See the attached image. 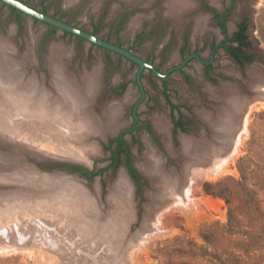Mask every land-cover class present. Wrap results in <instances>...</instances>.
<instances>
[{"label":"rangeland","instance_id":"374dc122","mask_svg":"<svg viewBox=\"0 0 264 264\" xmlns=\"http://www.w3.org/2000/svg\"><path fill=\"white\" fill-rule=\"evenodd\" d=\"M22 1L129 49L161 71L180 67L164 80L145 69L139 83V67L127 58L75 34L61 29L52 31L51 25L0 1V32L11 36L10 54L21 61L24 67H19L26 72L23 78L35 89L26 92L31 108L36 106L33 98L44 95L45 103L50 104L49 112L40 110L44 117L54 115L50 114L54 103L66 110L70 105L67 90L79 91L66 77L85 80L96 69L99 86L93 104L95 111L100 114L103 107L115 101L123 107L120 110L123 124L117 131L88 138V142L95 141L99 146L91 157L78 151L82 143L72 138L68 130L48 139L29 137L26 133L33 140L30 145L14 141L22 152L0 143V155L21 154L20 164L15 167L0 163V176L23 170L24 163L40 173L62 179L72 175L86 185L83 186L90 194H96L97 204L106 215L111 207L110 187L122 168L129 174L125 152L119 153V143L111 144L123 131L133 163L142 175L140 189L130 177L136 213L125 241L112 230L108 233L118 236L116 239L84 234L85 229L84 235L73 233V215L60 205L53 207L54 198L61 203L58 198L65 197V193L56 189L59 183L43 182L45 178L21 185L0 179V197L18 192L29 195L24 201L11 198L0 203V264H264V103L252 108L247 134L222 167L218 161L209 165L206 159H188L192 162L189 170L198 168L199 173L194 174L195 183L187 184L191 190L187 203L180 204L173 197L156 199L158 185L145 166L155 154L163 159L164 170L181 173L185 168L189 172L184 163L182 138L195 142L203 133L209 137L213 134L214 127L199 113L201 109L217 112L222 100L212 97L211 90L223 92L231 84L248 97L255 96L250 87L252 72L264 71V0H235L226 20L227 31L232 33L242 19L248 18L247 34L252 43L248 52L253 59L245 64L235 61L224 47L214 51L215 43L222 42L225 34L209 8L222 12L230 0H189L193 4L188 2L179 13L171 11L172 0ZM202 15L207 18L205 26L198 27ZM51 52L59 59L55 60ZM53 72L54 75L59 72V76L53 77ZM70 117L72 122L76 120ZM158 117L169 122L170 145L157 129ZM181 117L186 123L184 129L176 125ZM240 117L241 114L239 120ZM38 122L32 119L24 130L42 136V129L46 132L49 128ZM62 122L69 127L64 119ZM239 129L240 126L233 136ZM151 131L157 144H153ZM1 139L12 141L5 136ZM230 144L231 140L222 141L221 147L228 148ZM74 167H86L96 174L86 175ZM148 213L152 225L146 221ZM100 245L111 247L104 260L96 248Z\"/></svg>","mask_w":264,"mask_h":264},{"label":"bare ground","instance_id":"6f19581e","mask_svg":"<svg viewBox=\"0 0 264 264\" xmlns=\"http://www.w3.org/2000/svg\"><path fill=\"white\" fill-rule=\"evenodd\" d=\"M188 2L189 5L193 4L189 0H172L169 4L171 5L170 9L171 11L181 12L183 7H185ZM202 19H204V16ZM202 19H200L197 23L198 27H203L202 25H204V21L207 18H205L204 20ZM12 50L13 47L11 36H4L0 32V134H3L2 136H0V139L5 136L12 140L4 141V139H1L0 141L2 143L16 148L14 149L15 151L20 150V152H22L21 147L17 146L14 141H21L22 144L24 143L30 145V143L32 142L29 141L33 140L27 138V134L30 135L29 137L35 136L38 138L41 137L40 139H48L51 135H55L54 137H57L62 131L65 132V130H68V133H70L72 138H74L76 141L79 140L80 143H82L81 148H78V151L80 150V152L84 153L87 157H91L93 154H96L99 151V146L97 145V143H95V141L91 140V142L89 140L90 142H88V138H90L92 134L106 135L107 133L117 131L122 126L123 122L121 121L120 116V110L122 107L121 104L116 103V101L115 103L112 102L111 105L109 104V106L103 107L100 114L98 113L100 111L96 112L93 107L97 96V87L99 86V76L96 72L97 69L96 71L94 70L91 73L90 77L86 78L85 80L67 76V81L71 82L72 84L74 83L73 86L79 90L78 93L71 92L68 89L67 103L70 104L69 107L66 110H62L57 103H54V106H52V113H50L54 115L44 117L40 110L43 111L44 109L46 113L49 112L48 107L50 106V104L45 103L46 99L44 95H36L33 98L36 106L35 108H31V104L29 103L27 95L29 93L26 92L29 89H31V92H34L35 89L33 87L30 88L29 83L26 84L28 79L25 80V78H23L25 69L22 68L24 69L23 71L20 68L21 66H23V64L21 63V61L15 59L12 54H10V51ZM51 53L52 55L56 56L55 53ZM52 55L51 59L53 60ZM58 59L59 57L56 56L55 60ZM49 66H51L52 68L51 63L49 64ZM60 66L63 67L62 65ZM52 70L54 71V69ZM54 72L53 77H55V75L59 76V72L55 73V75ZM263 72L261 73L259 70H253L252 72L253 80L250 87H252V90H254L255 92L254 97H248L247 95L243 94L240 89L231 84H227L223 92L211 90L212 97L222 100L221 104L217 106V112L201 109L199 113L205 119L206 123L214 127L212 129L213 134L209 137L206 136L205 133H203V135H201L200 138L195 142L191 141L190 138L187 137L182 138V142H184L182 149L184 154V163L188 165V170L192 165V162L190 161L189 163L188 159H206L209 165L213 164L214 161H218V165L222 167L228 157H230L237 151L239 142L247 134V125L252 108L258 103H264ZM248 84H250V82ZM12 91H15L21 95L19 96V94L14 92L17 96L16 97ZM239 114H241L240 120ZM70 115L75 117L76 120L74 122H72ZM32 119H35L36 121L38 120L39 122H41H38V124H40L43 128L48 127L49 130H46L45 132V130L42 129V136H40L41 134L37 135L36 133L38 132L34 133L32 130H28L27 128L25 131V125L26 127L29 126ZM63 119L69 123V127L64 124V122H62ZM156 124L157 129H159V131L164 134V138L167 144L170 145V141L168 140V137H170L169 122L166 121L165 118L158 117V119H156ZM239 126L240 129L238 130L237 134L233 136ZM226 140H231V144L228 148L222 149V141ZM223 153L224 155L221 159V155ZM12 154H1L0 163H6L7 165H12L14 167L18 165V163L20 164V160H18V157L19 155L21 156V154H19L17 157L16 154L13 156L17 159H14L12 157ZM151 156H153V159L151 158V160H149V162L145 164V166L146 169L151 172L150 174L155 177V180L157 182L158 192L155 193L156 199L163 197L165 199L167 197L170 200L173 197L176 198L178 200V203L180 204L187 203L189 201L188 196L191 192V190L187 188V184L189 183L190 186V184L192 185L193 183H195V180L197 179L194 178V174L197 175L199 173V169L196 168L194 169L195 171H192L190 168L188 172L185 168H183L181 173H175L173 171L164 170L163 159L160 158V156L155 154ZM83 161H85V159ZM187 162L189 164H187ZM24 164H22L23 170L14 172L12 171L13 173L6 172L8 174L3 173L2 177L0 176V179H5V181L9 180L12 183L18 182L21 185L23 184V182H25L23 185H26V183L31 184V179H35L36 181L42 179L40 181H43V179L45 178L46 179L43 182H54V184L59 183L57 184L56 189L58 191L61 190V193H65V197L58 198L62 199V202L60 201L61 203H59L58 200L54 198L52 202L54 203L53 207L59 208L60 205L61 208L64 207L66 209L65 211H68L73 215L72 217L74 220L72 223H74V225L71 226V230L73 233H76V235H81L83 233L82 229H85L86 232H84V234L99 235L106 240H110L111 238L116 239L118 236H111L108 233V230H112L113 233L121 235V241L125 239L129 231L128 227L130 226L136 212L133 200L132 181L129 179L124 169L120 170L116 181L109 189L110 197L108 198V202L110 203L111 207L108 213L105 215L101 209L102 207L100 208V205H98L100 203L97 204V197H95L96 194H90V192H88L89 190H87L88 188L86 187V189L84 187L86 185L81 181H77V179H75L76 177L74 178L71 175V177L68 176L62 179V177L60 178L52 174L48 175V173H40L39 170L35 169L34 167L26 166L28 165L27 163ZM195 167H198V165H196ZM36 175L41 176L37 177ZM34 176H36L38 179L34 178ZM18 193L10 197H0V203L8 202L11 198L14 201L16 198V200L23 199V201L25 199H29V195H20ZM43 202L44 201H41L40 203ZM37 207L41 209V206L37 205ZM151 211L152 210H149V212ZM150 220V213H148L146 216V221L150 224L146 223V225H152ZM135 235L139 236V234ZM130 242L131 241H129V243ZM96 248H99V252L100 254H102L100 255L102 260L105 259L103 258L104 254L106 255L107 253L111 252V247L100 245V247Z\"/></svg>","mask_w":264,"mask_h":264},{"label":"flooded vegetation","instance_id":"af4514ba","mask_svg":"<svg viewBox=\"0 0 264 264\" xmlns=\"http://www.w3.org/2000/svg\"><path fill=\"white\" fill-rule=\"evenodd\" d=\"M1 1V0H0ZM2 2V1H1ZM234 2H235V0H230V3H229V5L221 12L219 9H213V8H209V10L212 12V15L214 16V18L216 19V21H217V23H218V25L220 26V28H221V30H222V32L225 34V37H224V40L222 41V42H220V43H215V45H214V51H216L219 47H224L225 48V50L231 55V57L235 60V61H237L238 63H240V64H245V63H247V62H249V61H251L253 58V55L250 53V52H248V49H250V47L252 46V43H251V41H250V39H249V36H248V34H247V29H248V18H246V19H242L240 22H239V24H238V28L234 31V32H232V33H228V31H227V26H226V20H227V18H228V16H229V13H230V11L232 10V8H233V6H234ZM4 3V2H3ZM6 4V3H5ZM6 5H8V4H6ZM10 6V5H9ZM12 8V7H11ZM18 11H21V10H19L18 9ZM24 13V12H23ZM243 24H245L246 25V28H245V30H244V34L246 35V40H247V42L249 41L250 42V44H246V45H243L241 48H242V55L244 56V59L242 60V61H239L237 58H235V56H233V54H231L228 50H227V46L228 45H239V42H237V41H233V40H229L230 39V37H232V36H234L235 35V33L237 32V31H239L242 27V25ZM225 25V26H224ZM95 44V43H94ZM106 50H108V49H106ZM110 51V50H109ZM120 56H122V57H124L123 55H121V54H119ZM195 56H197V54H194ZM140 57V56H139ZM211 58H213V57H211ZM129 60V59H128ZM145 61H147V62H149V63H151L149 60H146V59H144ZM185 60H187V58L185 59ZM184 60V61H185ZM131 61V60H130ZM204 61H206V60H204ZM132 63H134L135 65H138V67H139V69H138V73H137V82H138V74H139V70H140V65L138 64V63H136V62H134V61H131ZM207 62L208 63H210L211 62V59L210 60H207ZM151 64H153V63H151ZM154 65V64H153ZM155 66V65H154ZM156 67V66H155ZM176 68H179L180 67V65H178V66H175ZM161 73H163V74H165L164 76H159L160 78H162L163 80L166 78V76L168 75V74H170L171 72H172V70L173 69H175L174 67H171V68H169L167 71H161L158 67H156ZM145 69H150V68H144L143 70H145ZM143 70H141V72H140V78H141V75H142V72H143ZM153 73H155L152 69H150ZM156 74V73H155ZM174 107H176L177 108V106L176 105H174ZM185 121H184V119L181 117V118H178L177 120H176V125H177V127H180V128H182V129H184L185 128ZM135 125H136V123H135ZM135 125H134V127H135ZM125 134H126V132H122L119 136H122V138L125 140V144L123 145L124 147H125V151H123V152H125V155H126V159H125V163H126V166H127V168H128V171H129V174H128V172L125 170V168H122V169H124L125 171H126V174H127V176L129 177V179L131 180V178H133L134 179V182L136 183V185H137V188L138 189H140L141 188V178H142V175H141V173L139 172V170L137 169V167H136V165L133 163V156H132V154H131V152H130V149H129V145H127L128 143H127V141H126V139H125ZM150 135H151V139H152V141H153V144H157V139L154 137V134L152 133V131L150 132ZM119 136H117V137H119ZM114 143H116V142H114ZM117 143H119V142H117ZM128 146V147H127ZM151 148H153V147H151ZM116 162V161H115ZM80 172V171H79ZM131 177V178H130ZM132 181V180H131ZM132 185H133V182H132ZM133 189H134V186H133ZM134 191V190H133Z\"/></svg>","mask_w":264,"mask_h":264},{"label":"water","instance_id":"95a60500","mask_svg":"<svg viewBox=\"0 0 264 264\" xmlns=\"http://www.w3.org/2000/svg\"><path fill=\"white\" fill-rule=\"evenodd\" d=\"M2 2L11 5L13 7H16L17 9L21 10L22 12L30 15L33 18H37L47 24L54 25L58 29H61L63 31H68L70 33H73L77 36H81L84 39L90 41L91 43H95L96 45H99L105 49L114 51L118 54L123 55L125 58L134 61L140 65V70L138 74V82L140 83V72L144 68H150L152 69L157 75L164 76L165 74L161 73L153 64L145 61L143 58L139 57L138 55L132 53L129 49L120 46L118 44L112 43L110 41H107L100 36L91 33L89 31H86L78 26H75L69 22H66L62 19H59L57 17L51 16L41 10H38L31 5H29L26 2H23L22 0H1ZM176 68V67H174ZM1 140V139H0ZM5 141V140H4ZM0 143H2L0 141ZM5 144V143H3Z\"/></svg>","mask_w":264,"mask_h":264},{"label":"trees","instance_id":"16d2710c","mask_svg":"<svg viewBox=\"0 0 264 264\" xmlns=\"http://www.w3.org/2000/svg\"><path fill=\"white\" fill-rule=\"evenodd\" d=\"M10 7H12V9H14V10H18L16 7H13V6H11L10 5ZM19 12H21V13H23L22 11H19ZM36 20H39V19H37V18H35ZM39 21H41V20H39ZM43 22V21H42ZM50 25V24H49ZM52 26V31H54V30H56V29H58L56 26H54V25H51ZM225 26V25H224ZM242 28L239 30V31H237L236 33H235V35L234 36H232V37H230V39L229 40H233V41H237V42H239V45H228L227 46V50L231 53V54H233V56H235V58H237L239 61H242L243 59H244V56L242 55V46L243 45H246V44H250V42L248 41L247 42V40H246V35L244 34V30H245V28H246V25L245 24H243L242 26H241ZM65 32H67V33H70V32H68V31H65ZM71 34H73V33H71ZM81 39H84L83 37H81V36H79ZM114 142H119V153H121V152H123V151H125V149H121L122 148V146L125 144V140L122 138V136H119V137H116V138H114V139H112L111 140V144H113ZM73 169H76L77 171H80L81 173H83V174H90V175H95L96 173H93V171L92 170H90V169H88V168H86V167H74Z\"/></svg>","mask_w":264,"mask_h":264}]
</instances>
